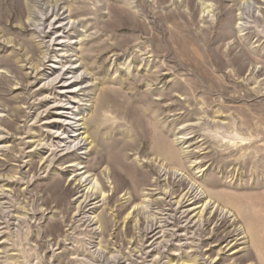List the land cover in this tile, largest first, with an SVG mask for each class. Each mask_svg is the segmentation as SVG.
Wrapping results in <instances>:
<instances>
[{
    "label": "rangeland",
    "instance_id": "374dc122",
    "mask_svg": "<svg viewBox=\"0 0 264 264\" xmlns=\"http://www.w3.org/2000/svg\"><path fill=\"white\" fill-rule=\"evenodd\" d=\"M53 1L33 0L28 21V0H0V100L15 105L8 99L16 74L3 71L6 65L33 83L24 88L19 119L0 112V264H233L225 243L208 244V229L226 237L224 213L204 228L195 217L199 210L186 213L196 206L180 209L176 196H164L174 188L163 170L158 188H148L157 177L135 151L151 152L159 137L194 178L235 201L263 253L264 0H60L56 8ZM69 15L73 23L64 20ZM5 40L27 44L41 61V75L23 56L15 58ZM77 55L94 82L68 75L67 82L80 86L76 99L64 98L62 85L51 81H61ZM91 98L98 100L94 113ZM80 114L92 118L99 134L95 149L81 151L84 142L73 140L58 144L57 136L73 135L61 123L75 127ZM70 151L82 166L58 162ZM112 155L121 159L113 170L122 188L134 190L148 176L134 192L138 203L142 193L153 192L161 206L147 198L139 216L127 217L132 209L122 208L123 192L104 175L111 203L96 196L81 209L89 190L70 179L84 165L103 170ZM12 169L14 180L7 177ZM192 186L186 180L178 195ZM101 213L110 222L106 229L97 224ZM263 259L260 253L254 261Z\"/></svg>",
    "mask_w": 264,
    "mask_h": 264
},
{
    "label": "bare ground",
    "instance_id": "6f19581e",
    "mask_svg": "<svg viewBox=\"0 0 264 264\" xmlns=\"http://www.w3.org/2000/svg\"><path fill=\"white\" fill-rule=\"evenodd\" d=\"M53 2L54 3H52V4L56 8L58 6L60 0H55ZM27 9L29 12V18H28V21H29L30 20V14H32L35 10L33 0H28ZM72 18L73 17H71L69 15L64 20L69 21V23H73ZM29 23H31V22H29ZM5 41L8 43V45H14V48H12V55L15 58H18L20 56L22 58V56H23L24 59H22V62H26L29 65V70H32L33 73H37V74L41 75L40 69H39L40 67H42L41 61L36 60L35 55H32L27 44H18V42L16 43L13 40H5ZM18 46H19V49L16 50V47H18ZM76 57H77V61L74 63H71V67L68 68L67 72L64 74V77L62 78L61 81H59L61 76H59L56 80L51 81V84L54 83L57 86H58V84L62 85L64 90H63L61 95H64V98L66 97V94L75 95L76 90H74V89H77V87L80 86V84L76 83V81L72 82V83L67 82L68 80H70V79L65 80V78L68 77V75L74 74L76 76L77 80L80 79V76H82V75L84 76L83 80H84L85 76L90 77V79L86 82V84H91L94 82L92 80L93 76L91 74V72H92L91 69L88 68V66L82 62L81 56L77 55ZM63 68H64V66H62V69ZM52 70H53V72L56 71L54 69H52ZM3 71H7V72H10L12 74H16L15 83H11V85L14 84L12 86L13 88L11 89L13 97L8 99L9 101L15 103V105L13 106L9 102H7L5 100L3 101L1 99L0 100V112L1 113L5 112V113H7V115H9V117L19 119L21 112H22L21 104L24 102L23 101L24 88L33 86V83H31V81L29 80L31 76H29V74H25V76L20 75L19 72L14 71L8 65H6V67L3 68ZM23 78H26V80H24ZM81 84H82V82H81ZM74 99H76V95H75ZM91 99L92 100L90 102L93 103V105H92L93 109L91 110V113H94V112H96L95 104L98 103V100L94 99V98H91ZM100 102H102V101H100ZM69 104H71V103H69ZM57 107H60V109H64V110H65V108L68 110L71 109L70 107L68 108L66 106L65 107L64 106H57ZM60 115H63V114H60ZM75 118H76V122L74 123L75 127H72V123H66V121H65V123H61V125H62L61 128L65 127V124H67L66 126L69 127L68 130H70V133H73V135L70 134V136H68V138L67 137L62 138V137L57 136L56 138L60 139L58 144L59 145L65 144V147H66L67 144L71 140H73V142H76V141L79 143L84 142L85 148L81 147V149H80L81 151L83 149L92 150V149L97 148V146H98L97 145V136H99V134L97 131L92 129V127L90 126L91 122H92V118L88 119V118H86L85 115L82 116L81 114L75 115ZM67 119H68V117H67ZM3 120H4L3 117L0 115V127H2V124L4 122ZM6 125L8 126L9 130L12 128L11 123H7ZM73 130H75V131H73ZM12 134H13V136L17 137L19 133L16 131V133H12ZM156 143H157L156 146L152 149L151 152H148V153L142 152L141 153L139 150L135 151L136 156H139L140 158L146 159V162L151 166V173L157 177V181L155 183L147 184V186H149L148 188H155V187L158 188L159 181L162 177L161 170H163L165 173L164 174L165 182L168 181V186L174 188V189H172V191L170 192L169 195L167 192H165L166 189H164V196H167V198H169V197L173 198L174 196H176L177 200H176L175 204L178 205L180 207V209H183L185 207H190V206H196L195 209H190L186 213L195 212L196 210H199V212L195 215V217L198 218V223H201V225L204 224V228H206L208 226H212L214 224L215 220L218 218V214L220 211L222 213H224L223 219H222L223 223L221 226H223L224 223H229L228 229L227 228L224 229V232H227L226 237H224L222 235L220 236V232H219L220 229H217V227L214 229V232H218L217 235L213 234L211 232V230L208 229L207 235L210 236L209 243H208L209 245L210 244H219V246H222V244L225 243V246H224L225 249L230 248L229 252H232V255H234V257L231 259L233 264H264V259L260 260V261H254L255 256H260V253L264 254V251H263V253L260 251L261 249H260V246L258 245V235H257V232L255 231L253 223H250L248 221V218L240 211L239 208H237L235 201L233 199H230V198L223 199L222 196H218L209 187H207L205 185V183L194 178V176H192L191 172L187 168L182 166V164L180 163L179 157H177L175 152L171 150V148L168 146V142L164 141V139L159 137ZM74 153H75V151L67 152L65 155H63L59 158L58 162H63V165L69 163L68 168H77L78 166H82V164H84V162L79 157H75ZM53 154H56V153L53 152ZM67 160H69V161L67 163H64ZM120 160L121 159H119L118 155H112L111 160L104 164V168L101 171H98V169L96 170L95 167L84 165L82 167L83 172L80 175H77L76 177H74V179H72V180L70 179V181H71L70 185L78 186L81 189L84 187V191L89 190L85 200L82 203L81 209L83 208L84 204L88 205L87 203L92 202V201H96L100 197H103V201H106V203L107 202L111 203L113 198H108V199L105 198L106 193H108L109 190H108V186L104 182V179H103L104 175L106 177H108V179L111 181V185L113 186V189L115 190V192H119V191L123 192V194H124L123 197L125 198V202H126L125 204L126 205L125 206L123 205L122 208L125 207V209H128L130 207L133 211V213H132V211H130L127 217H129L130 214L139 216L138 212H139V210L142 209V207L144 206V203H146L147 198H149L148 200H151L152 204H155L157 206L162 205V203L160 201L153 200V198L151 196L153 194V192L142 193L143 194L142 195L143 200L138 203L139 200H138V197L136 196L135 193L138 192L137 188L143 186V184L148 183V181H149L148 176H144L142 182L138 181L139 183H137L133 187L134 190L129 189V188L128 189L122 188L121 182L113 170V165H114L113 163L114 162L119 163ZM120 165L122 166L121 163H120ZM29 166H30V171L33 172L34 168H35V164L32 162ZM16 172H17L16 170H13V173L11 175H7V177H9L12 180L16 179L17 177L16 178L14 177L16 175ZM180 172H181V174H179ZM176 173L179 174L178 178H180V179L178 182H176V181L173 182V179H174V176ZM184 178H186V179H184ZM186 180H190V182H192V185L195 187V189L193 191H191L194 188L192 186L188 192H186L185 194L180 196V195H178V193H180V192L182 193L181 189L185 188ZM98 183L101 184V187L98 188V190H97V188L93 187L92 184L96 185ZM185 189H183V192L185 191ZM197 190L198 191L199 190L204 191V196H200V194H198V193L195 194V191H197ZM96 196H98V198L95 199L94 197H96ZM126 197H128V199ZM187 204H189V206H186ZM42 205H45V201L42 202ZM81 209L79 208L78 211H80ZM126 219L127 218L124 219L125 222L127 221ZM175 220H176V222H181V219L176 218V216H175ZM97 221H98L97 224L98 225L101 224L103 229H106L107 226L110 224L109 220H107V217L104 213H101L99 215ZM125 222H124V224H125ZM218 222H220V221H218ZM151 233H154V232L152 231ZM204 233H206V232H204ZM169 264H173V262H170ZM181 264H197V263L194 260L192 262L191 261H187V262L184 261Z\"/></svg>",
    "mask_w": 264,
    "mask_h": 264
}]
</instances>
